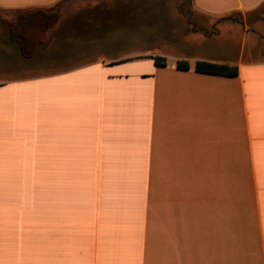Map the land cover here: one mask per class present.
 <instances>
[{
	"label": "crops",
	"instance_id": "0c3cea01",
	"mask_svg": "<svg viewBox=\"0 0 264 264\" xmlns=\"http://www.w3.org/2000/svg\"><path fill=\"white\" fill-rule=\"evenodd\" d=\"M59 1L0 0V8ZM192 3L212 16L264 7ZM165 59L143 60L155 65L137 85L117 69L138 61L93 63L50 78L51 87L1 85L0 222L28 191L45 188L47 110L53 186L68 175L83 190L69 264H264V61ZM199 61L237 66L238 76L197 73Z\"/></svg>",
	"mask_w": 264,
	"mask_h": 264
},
{
	"label": "rangeland",
	"instance_id": "374dc122",
	"mask_svg": "<svg viewBox=\"0 0 264 264\" xmlns=\"http://www.w3.org/2000/svg\"><path fill=\"white\" fill-rule=\"evenodd\" d=\"M60 12L59 23L48 33V45L26 60L8 34L16 11L0 8V86L38 80L51 87L50 78L73 69L133 61L138 62L117 71L137 85L141 74L155 65L143 60L155 56L165 61V56L237 60L244 53L246 61H264V7L212 16L189 0H65ZM35 95L40 101V91ZM45 112V157L39 159L45 188L28 191L23 203L10 207L11 219L0 222V264H69L78 256L71 216L78 214L77 197L82 198L83 190L77 191L78 182L68 175H62L60 186H53L52 112Z\"/></svg>",
	"mask_w": 264,
	"mask_h": 264
},
{
	"label": "trees",
	"instance_id": "16d2710c",
	"mask_svg": "<svg viewBox=\"0 0 264 264\" xmlns=\"http://www.w3.org/2000/svg\"><path fill=\"white\" fill-rule=\"evenodd\" d=\"M65 0H61L52 6L17 8L15 20L8 23V34L16 51L23 59L32 60L39 48L48 45V33L53 30L61 19L60 6ZM192 3V0H189ZM158 66H165L162 57H149ZM126 63V62H123ZM121 64V63H114ZM179 70H189L187 61H180ZM196 72L207 75L236 77L239 70L237 66L228 64L199 61L196 64Z\"/></svg>",
	"mask_w": 264,
	"mask_h": 264
}]
</instances>
